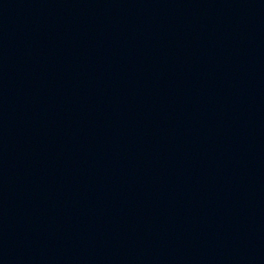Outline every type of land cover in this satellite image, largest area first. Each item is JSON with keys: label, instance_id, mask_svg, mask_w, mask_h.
Returning a JSON list of instances; mask_svg holds the SVG:
<instances>
[{"label": "water", "instance_id": "obj_1", "mask_svg": "<svg viewBox=\"0 0 264 264\" xmlns=\"http://www.w3.org/2000/svg\"><path fill=\"white\" fill-rule=\"evenodd\" d=\"M263 33L264 0H0V264H158Z\"/></svg>", "mask_w": 264, "mask_h": 264}]
</instances>
